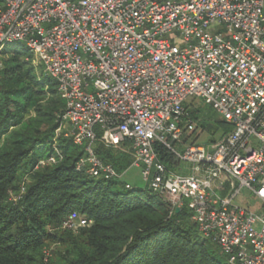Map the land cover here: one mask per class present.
<instances>
[{"label": "built area", "instance_id": "1", "mask_svg": "<svg viewBox=\"0 0 264 264\" xmlns=\"http://www.w3.org/2000/svg\"><path fill=\"white\" fill-rule=\"evenodd\" d=\"M13 42L56 81L64 134L85 150L77 170L123 180L137 168L230 264H264V0H0V51ZM198 99L231 126L210 146L184 141ZM98 142L130 166L104 162ZM243 189L258 211L238 203ZM91 224L72 212L62 227Z\"/></svg>", "mask_w": 264, "mask_h": 264}, {"label": "trees", "instance_id": "2", "mask_svg": "<svg viewBox=\"0 0 264 264\" xmlns=\"http://www.w3.org/2000/svg\"><path fill=\"white\" fill-rule=\"evenodd\" d=\"M9 45L17 47L0 68V264H230L186 207L171 213L170 203L147 187L126 188L125 181L77 170L85 150L56 133L66 107L56 81L38 78L19 61L16 49L29 52L25 44ZM189 110L195 120L202 112ZM203 121V128L211 127ZM217 129L223 134L231 126L221 118L213 133ZM96 152L118 172L132 162L100 142ZM49 156L58 161L39 165ZM162 158L171 166L168 154ZM72 212L92 224L77 232L63 228ZM53 242L65 249L48 256Z\"/></svg>", "mask_w": 264, "mask_h": 264}, {"label": "rangeland", "instance_id": "3", "mask_svg": "<svg viewBox=\"0 0 264 264\" xmlns=\"http://www.w3.org/2000/svg\"><path fill=\"white\" fill-rule=\"evenodd\" d=\"M15 46V45H14ZM13 45H6L5 48L6 49L5 52H3L5 49L3 48L0 51V63L2 65V61L3 59H7L8 57L12 56L13 52L15 50H10L13 49L17 46L14 47ZM16 52L19 53V61L22 63H29L30 66L33 67L34 73L38 78H43L47 76L46 70L43 67L42 63L40 61H38L36 59L35 56H33L30 51H23L21 50V48L16 49ZM15 53V52H14ZM28 53V54H27ZM30 54V56H29ZM29 58V60H28ZM61 97V95H60ZM49 97L47 96L42 102L46 103L45 101H48ZM190 107H192L194 110H198L201 109L202 112L199 113V118L197 119L198 127L195 129H191L188 133H187V142L186 143H190V141H195L198 144H208L209 146L213 143H215L216 141H218V139L221 137L222 133L219 132H215V123L221 119L220 113L218 112V110L211 104H207L205 102L204 99H198L197 101H194L193 103H191ZM64 115V114H63ZM63 115H61V126L60 128L56 131V133L58 135L60 134H64L66 132V127L64 125V123L62 124L63 121ZM204 119V123H209L212 124L211 127L209 128H203L202 124H201V120ZM195 129V130H194ZM97 133L99 136H101V130L99 127L96 128ZM191 133V134H190ZM54 148L57 149L56 144L53 145ZM57 151V150H56ZM129 155V154H128ZM131 156V155H130ZM48 158V157H47ZM47 158L42 159L41 161H45L47 160ZM132 158V157H131ZM58 161V159L56 158V162ZM56 162H47L45 165H52L55 164ZM39 165H44L42 164V162ZM125 182H129L132 185H138L140 187L144 186V182L141 179L140 176V172L137 168H132L130 170V172L127 174V176H125V178L122 180ZM29 182V178L26 177L25 178V184ZM237 201L240 205L245 206V207H249L251 210L253 211H258L261 207V202L260 200L254 195L252 194L250 191L243 189L241 192L240 197L237 198ZM64 246H62L61 243H57V242H53L51 243L50 246V250L51 252H48V256L53 255L54 251L56 250H64ZM47 259H45L46 261Z\"/></svg>", "mask_w": 264, "mask_h": 264}, {"label": "water", "instance_id": "4", "mask_svg": "<svg viewBox=\"0 0 264 264\" xmlns=\"http://www.w3.org/2000/svg\"><path fill=\"white\" fill-rule=\"evenodd\" d=\"M179 211V209H177V212Z\"/></svg>", "mask_w": 264, "mask_h": 264}]
</instances>
